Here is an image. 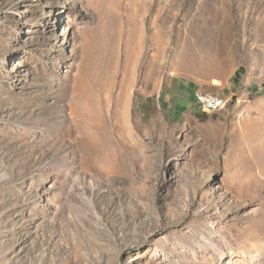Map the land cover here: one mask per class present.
<instances>
[{
	"label": "rangeland",
	"instance_id": "rangeland-1",
	"mask_svg": "<svg viewBox=\"0 0 264 264\" xmlns=\"http://www.w3.org/2000/svg\"><path fill=\"white\" fill-rule=\"evenodd\" d=\"M0 264H264V0H0Z\"/></svg>",
	"mask_w": 264,
	"mask_h": 264
},
{
	"label": "built area",
	"instance_id": "built-area-1",
	"mask_svg": "<svg viewBox=\"0 0 264 264\" xmlns=\"http://www.w3.org/2000/svg\"><path fill=\"white\" fill-rule=\"evenodd\" d=\"M194 96H198V98L204 102V109H202L205 112H210L212 106L219 100V97L217 96H211V97H203V93L198 92V94H194Z\"/></svg>",
	"mask_w": 264,
	"mask_h": 264
},
{
	"label": "bare ground",
	"instance_id": "bare-ground-1",
	"mask_svg": "<svg viewBox=\"0 0 264 264\" xmlns=\"http://www.w3.org/2000/svg\"><path fill=\"white\" fill-rule=\"evenodd\" d=\"M198 94V93H196ZM203 97H211V96H207L203 94ZM196 101L202 106V108H204V102L201 101L198 96H195ZM223 102L219 99L211 108L210 111H214L217 110L218 108H220L222 106Z\"/></svg>",
	"mask_w": 264,
	"mask_h": 264
},
{
	"label": "trees",
	"instance_id": "trees-1",
	"mask_svg": "<svg viewBox=\"0 0 264 264\" xmlns=\"http://www.w3.org/2000/svg\"><path fill=\"white\" fill-rule=\"evenodd\" d=\"M236 76L238 77V74L236 73Z\"/></svg>",
	"mask_w": 264,
	"mask_h": 264
}]
</instances>
